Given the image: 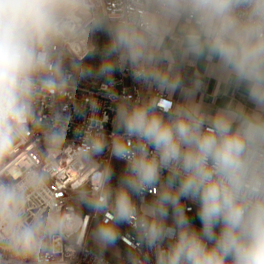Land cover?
I'll return each instance as SVG.
<instances>
[{
  "label": "clouds",
  "instance_id": "9594fccd",
  "mask_svg": "<svg viewBox=\"0 0 264 264\" xmlns=\"http://www.w3.org/2000/svg\"><path fill=\"white\" fill-rule=\"evenodd\" d=\"M0 264H264V0H0Z\"/></svg>",
  "mask_w": 264,
  "mask_h": 264
},
{
  "label": "rangeland",
  "instance_id": "374dc122",
  "mask_svg": "<svg viewBox=\"0 0 264 264\" xmlns=\"http://www.w3.org/2000/svg\"><path fill=\"white\" fill-rule=\"evenodd\" d=\"M116 167H117V169L119 170V169L122 167V165H121L120 163H117V164H116Z\"/></svg>",
  "mask_w": 264,
  "mask_h": 264
}]
</instances>
